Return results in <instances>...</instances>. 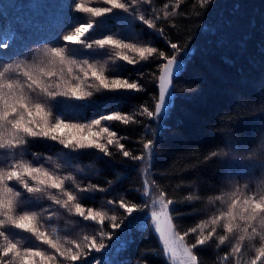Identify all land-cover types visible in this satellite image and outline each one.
I'll return each mask as SVG.
<instances>
[{
	"label": "trees",
	"instance_id": "obj_1",
	"mask_svg": "<svg viewBox=\"0 0 264 264\" xmlns=\"http://www.w3.org/2000/svg\"><path fill=\"white\" fill-rule=\"evenodd\" d=\"M165 3L171 5L169 12L176 6V0H153L151 5L139 7L146 13V18L153 8L161 11L156 28H163L164 36L139 21H133L135 32L142 35L129 39L168 53L171 49L167 41L180 45V55L186 59L173 80L168 114L154 118L138 115L141 105L154 110L158 98L156 83L151 80L152 73L158 75L156 60L125 65L122 69L123 76L138 80L144 91H132L115 100L103 101L108 111L133 114L139 121L128 125L110 122L113 130L126 137L123 143L134 155L143 150V140L156 141L151 162L131 161L112 148L111 157L90 150L72 160L69 168L64 163L66 150L58 144L36 141L29 150L50 157L46 162L48 167L60 163L63 166L61 174L71 171L81 184L111 187V191L96 193L95 200L83 201L85 207H110L105 201L122 197L126 203L149 202V198L141 195L145 179L155 180L172 199L197 195L199 199L191 204L173 205L176 212L182 214L174 223L177 230L183 232L224 209L221 201L209 202L216 195L230 193L237 187L246 196L264 195V168L259 163V149L264 145V0H208L203 7L199 0H187L179 5L175 16L167 19L162 16ZM124 15L121 13L109 20L105 27H110L111 32L103 34L119 36L123 25L128 22ZM87 19L86 15L74 10V0H0V37H12L9 40L11 47L0 49V64L38 58L46 47L61 46L64 43L61 37L70 26H75L77 20ZM100 31L91 38H98ZM110 52L105 50L103 57L94 59L103 62ZM121 63L117 61V65ZM116 70V65H107L109 75ZM112 95L100 93L93 99ZM57 107L63 109L64 106L58 104ZM102 111L85 110L83 121L95 118ZM212 151L230 152L229 158L244 163L239 168L230 165L234 170L226 169L221 163L225 157L205 160ZM26 158L32 159L31 156ZM249 158L254 159L249 163ZM40 162L45 163L44 160ZM146 166L149 168L147 173L144 172ZM41 209L58 214L53 220L42 222L44 230L51 232L52 227H56L61 237L92 234L97 228L91 222L70 216L51 201L44 200L31 210L40 213ZM114 211L123 217V210L117 207ZM47 216L48 212L42 213V217ZM145 222L148 223L146 228L142 227ZM115 232L116 237L107 242L109 246L105 250L92 253L95 257L92 264H168L147 211L135 213L133 226H122ZM21 236L26 246L38 243L26 233ZM194 240L193 235L187 238L189 243ZM216 243L198 250L203 264H221L225 252H230V245L216 248ZM259 244V238H256L247 246L242 258L244 264H250ZM235 259L233 257L227 264H235Z\"/></svg>",
	"mask_w": 264,
	"mask_h": 264
},
{
	"label": "snow or ice",
	"instance_id": "obj_2",
	"mask_svg": "<svg viewBox=\"0 0 264 264\" xmlns=\"http://www.w3.org/2000/svg\"><path fill=\"white\" fill-rule=\"evenodd\" d=\"M186 2L176 0L171 12L168 10L171 5L165 3L163 18L175 16L179 5ZM152 3L153 0H74V10L88 19L77 20L75 26H70L61 37L64 42L61 46L46 47L32 61L0 64V264H92L95 260L92 253L105 250L109 246L107 242L116 237V229L129 224L133 226L134 214L145 211L158 234L163 256L171 264H203L198 250L211 246L213 242H217L216 248L230 245V252H225L221 264H227L233 257L236 258L235 264H244L242 258L246 248L256 238L260 244L255 247L250 264H264V195L246 196L239 187L230 193L216 195L209 202L221 201L224 209L180 232L174 221L182 214L176 212L173 205L191 204L199 199L197 195L190 194L182 200L172 199L155 180L145 179L141 195L149 198V202L126 203L122 197L105 201V205L110 207H85L83 201L95 200L96 193L111 191V187L81 184L71 171L62 175L60 163L48 167L46 162L50 157L29 150L36 141L58 144L66 150L64 163L69 168L72 160L88 154L90 150L111 157L112 148L131 161L151 162L156 141L143 140V150L134 155L123 143L126 137L113 130L110 122L128 125L139 121L133 114L108 111L103 101L115 100L119 95L132 91H144L138 80L124 77L122 69L125 65L156 60L158 75L152 73L151 80L156 83L158 98L154 110L141 105L138 115L154 118L168 114L173 80L186 59L180 55V45L167 41L171 49L168 53L129 39L130 36L138 38L142 35L135 32L133 21H139L156 30L159 36H164L163 28H156L161 11L153 8L146 18V13L139 10L140 5ZM206 4L208 0H199L201 7ZM121 13L126 14L124 16L128 20L121 34H103L111 32L105 24ZM98 30H102L98 38L92 39ZM11 39L10 36L0 37V49L10 48ZM105 50H111L107 59L103 62L94 59L103 57ZM81 56L89 58L79 59ZM117 61L123 63L117 65ZM109 63L117 68L111 75L107 71ZM140 75L143 78L144 74ZM100 93L113 95L93 99ZM58 104L63 105V109L58 108ZM88 109L103 111L95 118L83 121V112ZM259 153V163L264 168V145H261ZM27 156L32 159H27ZM220 156L225 157L221 163L226 169L234 170L230 165L235 164L239 168L244 163L229 158L230 152L225 151H212L205 160ZM252 159L249 158V163ZM148 171L146 166L144 172ZM108 183L111 185L112 182ZM44 200L51 201L52 205L70 216L95 224L96 230L79 237H61L56 227H52L51 232L44 230L42 220L51 221L58 215L49 209H41L40 213L31 210ZM117 207L123 210V217L115 214ZM43 212H48L46 218L42 217ZM142 227H148V223ZM21 233L28 234L38 243L26 246ZM190 235L195 236L192 243L187 242Z\"/></svg>",
	"mask_w": 264,
	"mask_h": 264
},
{
	"label": "rangeland",
	"instance_id": "obj_3",
	"mask_svg": "<svg viewBox=\"0 0 264 264\" xmlns=\"http://www.w3.org/2000/svg\"><path fill=\"white\" fill-rule=\"evenodd\" d=\"M178 71V70H177ZM157 234V233H156ZM157 236H158V234H157ZM167 262H168V264H171V262L167 259Z\"/></svg>",
	"mask_w": 264,
	"mask_h": 264
}]
</instances>
